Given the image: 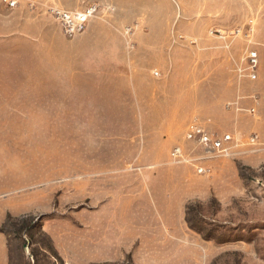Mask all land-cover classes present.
Listing matches in <instances>:
<instances>
[{"label": "rangeland", "instance_id": "rangeland-1", "mask_svg": "<svg viewBox=\"0 0 264 264\" xmlns=\"http://www.w3.org/2000/svg\"><path fill=\"white\" fill-rule=\"evenodd\" d=\"M57 11L93 14L70 35ZM248 49L255 82L237 73ZM194 121L234 135L230 154L201 160ZM11 182L29 205L4 228L10 264H75L70 238L109 227L166 264L164 226L188 232L168 245L178 264H264V0H0V188ZM131 251L90 264H137Z\"/></svg>", "mask_w": 264, "mask_h": 264}, {"label": "crops", "instance_id": "crops-1", "mask_svg": "<svg viewBox=\"0 0 264 264\" xmlns=\"http://www.w3.org/2000/svg\"><path fill=\"white\" fill-rule=\"evenodd\" d=\"M184 181L185 179H180L181 183H184ZM11 186L13 190L10 191H5L0 188V264H10L9 237L6 233L2 232V228L8 216L18 218L26 214L29 205L28 196L24 190L23 184L11 182ZM186 228L188 229V225ZM109 229H111V227H109ZM109 229L99 235L102 239L95 238L98 237V235L94 237L91 233H87L82 241L78 239L73 240L72 237L70 238L69 247L73 249V260L75 264L119 262L124 259L126 252L128 253L131 251V249L128 248L129 244L125 242L123 237H118L116 240L109 239V237L103 238ZM187 234L188 232L183 230L181 233H175L173 229L164 226L159 233L155 235V241L164 244L163 248L160 249V251L164 253V262L162 263L178 264L182 261L183 257L180 256L176 250L168 247V245L175 243L174 239L181 241L183 236L187 238ZM54 242L57 249L63 255L62 246L57 244L55 236ZM132 251V253H130L132 256H130L137 264H161L159 261H154L155 259L159 260L160 257L153 258L151 254L148 258L145 257L143 261L140 262L136 250Z\"/></svg>", "mask_w": 264, "mask_h": 264}, {"label": "built area", "instance_id": "built-area-1", "mask_svg": "<svg viewBox=\"0 0 264 264\" xmlns=\"http://www.w3.org/2000/svg\"><path fill=\"white\" fill-rule=\"evenodd\" d=\"M15 3H11L14 6ZM58 19L63 24L66 32L70 35L81 31L89 18L92 16L93 11L88 13H70V12H56ZM252 30V29H251ZM251 31L246 33L244 37L250 38ZM221 39H228L232 37H239L240 31L236 30L228 35L219 33ZM258 66L259 55L258 52L252 49H248L244 61L237 66V73L240 79H248L255 82L258 79ZM186 141L194 143L205 154L201 160H207L217 158L221 156H228L233 145L236 144V137L232 134H225L220 136L213 132H210L207 127L199 121H194L189 124L186 131ZM175 162L185 163L189 162L185 156V150L183 147H177L173 153ZM195 161H201L200 159H194ZM198 174H204L205 168L200 165H194Z\"/></svg>", "mask_w": 264, "mask_h": 264}, {"label": "trees", "instance_id": "trees-1", "mask_svg": "<svg viewBox=\"0 0 264 264\" xmlns=\"http://www.w3.org/2000/svg\"><path fill=\"white\" fill-rule=\"evenodd\" d=\"M189 210H190V208L188 209V213H189ZM12 219H16V218H14V217H12V216H8L6 223H5V225L3 226V228H2V232H3V233H6V234H7V232L5 231L4 228H5L6 224H7L10 220H12ZM187 223L190 224L189 220H188ZM191 229H192L194 232H196L197 234L201 235L202 238H203L205 241H214V240H215V239H214L213 237H211V236H205L204 233H203V231H201V230H198V229H196V228H194V227H191ZM128 262H130V261H128ZM131 262H132V261H131Z\"/></svg>", "mask_w": 264, "mask_h": 264}]
</instances>
